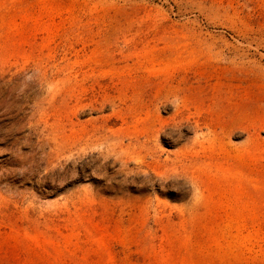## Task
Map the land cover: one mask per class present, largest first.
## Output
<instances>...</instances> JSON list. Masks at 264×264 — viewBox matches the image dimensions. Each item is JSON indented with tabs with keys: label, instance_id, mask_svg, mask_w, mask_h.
Segmentation results:
<instances>
[{
	"label": "rangeland",
	"instance_id": "rangeland-1",
	"mask_svg": "<svg viewBox=\"0 0 264 264\" xmlns=\"http://www.w3.org/2000/svg\"><path fill=\"white\" fill-rule=\"evenodd\" d=\"M0 264H264V0H0Z\"/></svg>",
	"mask_w": 264,
	"mask_h": 264
}]
</instances>
